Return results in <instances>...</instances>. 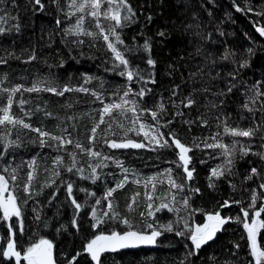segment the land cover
Masks as SVG:
<instances>
[{"label":"trees","instance_id":"obj_1","mask_svg":"<svg viewBox=\"0 0 264 264\" xmlns=\"http://www.w3.org/2000/svg\"><path fill=\"white\" fill-rule=\"evenodd\" d=\"M71 3L0 0V110L11 96L9 114L22 122L0 125V176L20 213L5 219L0 208V264H28L24 254L42 239L52 244L55 264H97L86 245L97 235L131 230L161 234L136 249L103 252L100 264H255L242 209L248 222L264 209V95H257L264 93V39L256 30L264 28V0H127L134 16L115 29L122 43L109 35L127 65L97 27L107 33L115 21ZM34 86L37 91H27ZM50 87L63 95L45 90ZM121 97L128 103L100 123L104 106ZM188 99L194 103L185 107ZM170 134L190 148L191 179L179 149L157 144ZM111 142L143 146L112 148ZM209 144L225 145L227 154ZM215 213L226 223L196 249L194 226ZM256 223L264 251V211ZM9 242L19 260L3 256Z\"/></svg>","mask_w":264,"mask_h":264},{"label":"snow or ice","instance_id":"obj_2","mask_svg":"<svg viewBox=\"0 0 264 264\" xmlns=\"http://www.w3.org/2000/svg\"><path fill=\"white\" fill-rule=\"evenodd\" d=\"M37 4H40V0H35ZM102 3H107L108 7L106 10H102ZM71 7L75 8L76 11L78 12H85L86 8H90L91 11L89 12V15L92 17H100L101 15L104 16L107 19H110L112 21H115V25L109 28L108 32L106 33L104 29L97 24V27L101 28V34L103 35V39L107 42V47L115 53L116 59L120 61L121 64L127 65L128 61L123 58L121 55V52L117 50L116 46L114 45L113 42L109 41V35L115 36L116 42L117 43H122L120 40L119 35L116 32V28L118 27H123L122 22H127L130 20L132 16H134V13L132 11V8L128 5L127 0H83L81 3H77V0H72V3L70 5ZM43 7V5H41ZM121 9H123L126 14H122ZM237 10H240L239 8ZM262 14V13H258ZM84 22L83 16L78 18L76 25L74 26L76 29V33H79L82 25ZM59 23V22H58ZM17 30H19L17 28ZM4 31L3 28H0V32ZM71 31V29H69ZM258 31H260L261 35H264V28H259ZM89 36H93L94 34L91 32H86L84 33ZM160 35H163V33H160ZM144 47L147 49L149 45L147 42L145 43ZM148 63L150 65L154 64V61L149 59ZM128 79L132 80L133 78V73L128 72ZM38 89L34 86L31 89H27V91H37ZM46 91H51L57 95H63V92L57 91L56 88L50 87L45 89ZM72 89L65 87L64 91H71ZM80 91H87V89H79ZM13 92L19 91V88H14L12 90ZM229 91H231V88H229ZM128 92L124 93V96H127ZM141 97L144 95V91L142 90L141 93H138ZM257 95H264V93H260L259 91L257 92ZM122 103H113V104H106L103 108V111L101 113V119L100 123H104V115L108 114L111 115L113 109H123V104H127L128 101L124 100L123 97H121ZM194 103L192 99H188V103L185 105V107L191 106ZM12 105V97L9 96L8 98V106L3 108L2 111L3 115H0V125L4 124L5 122L8 123H22L21 121L14 120L12 116L9 114V110ZM246 108L248 107L247 104L244 105ZM161 109H163V104L160 105ZM131 110V109H129ZM156 113L153 112L152 116L153 118H156ZM171 123V121H169ZM23 127L29 128V124H23ZM99 127V124H97L95 127H93L92 132L96 133L97 128ZM144 126L141 125V128ZM34 131H37L41 137H46L49 134L46 132L41 131L40 129H33ZM226 132H231L232 135H241V136H250L253 134V130L249 129L246 131H238L236 129H228L225 128ZM53 139H56L60 142V145L63 146L65 141L61 139L60 137H52ZM163 143H160V141H157V144L159 147H171L172 144L175 145L177 149H179V160L183 162L185 166V171L187 172V176L189 179L192 177V171H189L187 168V164L189 161V157L187 156V153L190 151L189 147H186L179 138H177L174 134H170V141L168 139H163ZM67 143H71L70 140L67 141ZM41 144H44V140H41ZM110 147L112 148H121V147H142L143 145L141 144H134V143H125V144H117L115 142H111L109 144ZM207 147H222L225 148V152L227 154V148L225 145L222 144H209L206 145ZM77 148H80L81 145L77 144ZM91 155H99V153H93L91 152V149L88 150ZM59 161V158H58ZM231 163V161H228ZM69 171L72 169L69 168ZM95 171V169L93 170ZM253 173L256 172V169L252 170ZM222 174V173H220ZM213 175H218L216 170H213ZM15 179V177H13ZM32 179L31 173L29 174V180ZM123 181L119 184H117V188L123 186ZM172 187H182L180 185L175 184L174 181H170ZM211 186V185H210ZM262 188H264V184L261 185ZM27 190V186H26ZM115 188H111L108 190L106 194V198L108 196H111L112 193L115 191ZM7 191V182L3 176H0V208L3 209L4 212V217L7 219L11 215H19V210L15 204L14 197L12 195H8L6 199H4V193ZM198 191V190H196ZM68 192L71 195L72 193V185H68ZM149 199L151 197L149 196ZM255 195H253V203L255 202ZM135 202V198H133V203ZM73 203L76 204V201L73 200ZM99 203V201H97ZM185 207L188 206V201H184ZM228 205V202H225V206ZM109 208H111V203H109ZM76 207L79 208L80 205L76 204ZM129 207L131 208L132 205L130 204ZM151 207V205H149ZM162 207H167L166 205H162ZM244 212V228L248 232V239L250 241V248H251V255L255 258V264H264V251L260 249V247L257 246L256 242V228H257V223L255 220L252 221V224L250 225L247 222V219L249 218V212L246 209H242ZM261 211H264V209H261L260 211H256L255 215L260 216ZM151 215V212L149 213ZM208 221H212L213 223L211 224H204L202 226H197L194 230H192L190 239L192 240L194 246L196 249H199L202 244H205L207 241L212 240L214 238V235L216 231H218V228L220 225H223L226 223V220L223 219L219 213L215 214H209L207 216ZM125 224L128 223L127 220L124 221ZM76 222L73 221V225L75 226ZM261 227H264V225H260ZM93 227H97V225H93ZM149 228H152V225H148ZM168 230H171V226H168ZM161 233L159 231L153 230L151 232V235H143L138 232H133V231H128L123 234H119L117 232H112L111 235H97L95 236L94 239H92L86 246V251L91 254V258L93 261H96L97 264H100V256L101 253L106 252V251H116L118 249L122 248H127V247H135L137 243H154L155 242V237L159 236ZM177 235H184L183 232H177ZM239 247V245H237ZM51 249H52V244L48 240L42 239L38 244H34L33 246L29 247L27 249V252L24 254V259L28 261V264H52V257H51ZM3 256L4 257H9V256H16L17 260L20 258V253L14 251V244L13 242H9L8 247L6 250L3 251ZM75 260V257H73V261ZM69 264H72V261L69 262Z\"/></svg>","mask_w":264,"mask_h":264},{"label":"water","instance_id":"obj_3","mask_svg":"<svg viewBox=\"0 0 264 264\" xmlns=\"http://www.w3.org/2000/svg\"><path fill=\"white\" fill-rule=\"evenodd\" d=\"M258 29H259V27H257L256 28V30H257V32L261 35V33H260V31H258ZM261 37L264 39V35H261ZM243 215H244V213H243ZM256 215H255V217H254V219L253 220H255L256 221ZM245 218V217H244ZM252 220V221H253ZM252 221L251 222H248L250 225L252 224ZM131 231H133V232H138V231H134V230H131ZM153 231V230H152ZM152 231H150V232H138V233H141V234H143V235H151V232ZM128 232V231H127ZM118 233V232H117ZM119 234H123V233H119ZM108 235H111V234H108ZM107 236V235H106ZM160 236V235H159ZM144 245H146V243H137V245L135 246V247H127V248H122V249H136V248H139V247H142V246H144ZM87 246V245H86ZM85 251H86V248H85ZM87 252V251H86ZM90 254V253H89ZM91 255V254H90ZM51 257H52V264H55V261H54V259H53V256H52V253H51Z\"/></svg>","mask_w":264,"mask_h":264},{"label":"rangeland","instance_id":"obj_4","mask_svg":"<svg viewBox=\"0 0 264 264\" xmlns=\"http://www.w3.org/2000/svg\"><path fill=\"white\" fill-rule=\"evenodd\" d=\"M8 195H11V193L9 192V190L7 189V191L4 193V199H6L7 198V196ZM2 211H3V209H2ZM4 213V212H3ZM11 216H17V215H11ZM10 217V216H9ZM206 223H208V224H211V223H213L212 221H208L207 220V218H206V220H205V222L202 224V225H204V224H206ZM201 225V226H202ZM197 226H194V228H193V230L196 228ZM220 227H221V225L219 226V228H218V230L220 229ZM217 232V231H216ZM192 241V240H191ZM38 244V243H37ZM192 244H193V242H192ZM194 245V244H193ZM52 252V251H51ZM13 257H15L16 258V256H13ZM28 262V261H27Z\"/></svg>","mask_w":264,"mask_h":264}]
</instances>
